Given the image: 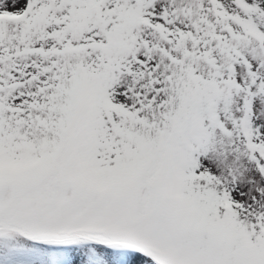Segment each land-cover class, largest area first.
Segmentation results:
<instances>
[{
	"label": "snow or ice",
	"instance_id": "1",
	"mask_svg": "<svg viewBox=\"0 0 264 264\" xmlns=\"http://www.w3.org/2000/svg\"><path fill=\"white\" fill-rule=\"evenodd\" d=\"M0 264H264V0H0Z\"/></svg>",
	"mask_w": 264,
	"mask_h": 264
}]
</instances>
